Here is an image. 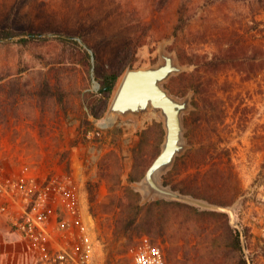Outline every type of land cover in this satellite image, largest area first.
<instances>
[{
  "label": "rangeland",
  "instance_id": "obj_1",
  "mask_svg": "<svg viewBox=\"0 0 264 264\" xmlns=\"http://www.w3.org/2000/svg\"><path fill=\"white\" fill-rule=\"evenodd\" d=\"M194 2L196 21L176 42L177 0L161 6L158 0H0V26L46 37L21 47L0 43V264H133L145 238L165 252L177 250L188 264H238L232 237L219 229L226 221L238 232L245 263L264 264V55L263 66L251 76L221 71L205 103L191 91L182 95L186 75L195 68L189 53L213 50L202 34L192 33L207 21L203 0ZM212 15L219 23L240 19L247 39L264 47L263 34L250 30L247 8L218 4ZM256 18L264 20V11ZM53 33L71 36L78 45L51 39ZM137 35L145 41L131 69L157 66L162 55H170L179 71L161 86L175 100L188 101L178 154L185 156L171 170L172 179L206 198H195L203 205L189 204L227 218L195 214L181 226L187 215H170L155 224L138 218L127 226L135 199L140 204L168 199L150 191L144 178L161 150L163 116L152 108L109 110L127 69L99 118L87 103L99 97L93 47L100 61L109 63L118 47ZM170 167L157 173L159 182ZM12 182L46 189L37 206L42 221L29 233L17 222L37 204L12 190Z\"/></svg>",
  "mask_w": 264,
  "mask_h": 264
},
{
  "label": "trees",
  "instance_id": "obj_2",
  "mask_svg": "<svg viewBox=\"0 0 264 264\" xmlns=\"http://www.w3.org/2000/svg\"><path fill=\"white\" fill-rule=\"evenodd\" d=\"M165 0H158L159 6L164 4ZM204 12L207 17L206 23L201 26V29H194L192 33L202 34L204 40L209 41L213 45L211 53H197L191 51L188 55V62L193 64L195 68L193 71L187 73V85L186 91H191L200 101L205 103L207 98L213 96V83L215 77L223 70L234 69L247 76H251L255 69H260L263 65L260 61L262 55H264V47L262 43H252L246 37V31H243V22L240 19L232 20L222 23L214 20L212 13L214 8L218 4H228L233 7L247 8L250 15V30L257 33L260 32L264 36V20L256 18V16L264 11V0H203ZM197 7L194 0H177L175 7V22L172 27V34L176 39L184 32H191V27L196 21ZM51 39L58 40L63 44L78 45L77 41L71 36L62 35L60 33H53L49 36ZM48 37V38H49ZM45 36H40V33L29 31L28 33H20L17 30L9 26H0V43L3 40H8L18 46H24L28 42L37 39H45ZM144 38L141 35H137L133 38L126 39L115 51V57L109 63H102L98 50L93 47V78L98 82V98H94L87 103L89 113L94 118H99L106 108L108 107L107 101L110 98L112 90L117 82V79L126 69H131L134 62L135 53L137 48L144 43ZM177 42V41H176ZM84 55L90 57L87 50L83 49ZM177 56L181 58V53L177 50ZM191 105H195L194 101L190 102ZM183 124L185 128L188 127L187 116L183 118ZM160 136H163V129L160 128ZM185 137L188 134L185 133ZM180 156H185V152L182 155H176L171 167L161 175L162 185L170 188L173 191L194 197L197 199L206 200L202 195L198 194L191 187L181 186L174 183L171 175V170L176 166ZM146 166L141 164L140 167ZM111 190V189H110ZM140 198L135 199L131 204V207L135 210L130 219L127 222V226H131L133 223L141 219H145L150 224H155V221L159 218H166V216L173 215V218L187 215L185 221L181 222V226H184L192 215H209L216 219L227 218L225 213L215 210H200L198 207L189 203L175 200V199H157L148 203L140 204ZM223 205V204H218ZM169 213V214H168ZM169 222V219L167 223ZM225 222V221H224ZM219 229L227 235L232 237V249L238 252L239 259L238 264H246L241 253V246L239 241L238 232L231 228L226 221L221 224ZM167 228V227H166ZM165 228V229H166ZM166 229L161 234L167 233ZM187 232L189 226L185 227ZM186 232V233H187ZM176 251L172 249L166 250V258L172 264H188V259L181 260L176 256Z\"/></svg>",
  "mask_w": 264,
  "mask_h": 264
},
{
  "label": "water",
  "instance_id": "obj_3",
  "mask_svg": "<svg viewBox=\"0 0 264 264\" xmlns=\"http://www.w3.org/2000/svg\"><path fill=\"white\" fill-rule=\"evenodd\" d=\"M162 57L163 63L157 66L127 69L109 110L126 114L142 113L152 108L162 114L164 140L160 152L145 170V183L150 191L165 198L203 205L197 199L173 191L157 180V173L170 167L184 148L181 113L188 106L187 100H175L161 86V81L170 73L179 71L170 55Z\"/></svg>",
  "mask_w": 264,
  "mask_h": 264
},
{
  "label": "built area",
  "instance_id": "obj_4",
  "mask_svg": "<svg viewBox=\"0 0 264 264\" xmlns=\"http://www.w3.org/2000/svg\"><path fill=\"white\" fill-rule=\"evenodd\" d=\"M12 190L20 193L24 200L30 197L35 200L37 205H33L30 211H23L21 220L17 222L18 226L24 233L32 231L33 227L42 221L43 212L38 209V205L45 201L46 189L36 182L26 183L12 182L10 184ZM35 197H32V196ZM262 205L264 207V193L261 196ZM264 214V212H263ZM143 243L139 246L133 255V264H168L166 254L162 247L150 243L148 239H143Z\"/></svg>",
  "mask_w": 264,
  "mask_h": 264
}]
</instances>
